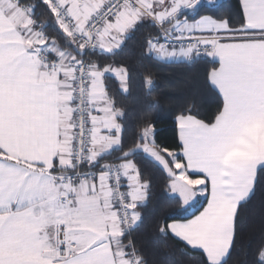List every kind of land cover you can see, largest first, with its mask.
<instances>
[{"label":"snow or ice","instance_id":"obj_1","mask_svg":"<svg viewBox=\"0 0 264 264\" xmlns=\"http://www.w3.org/2000/svg\"><path fill=\"white\" fill-rule=\"evenodd\" d=\"M144 61L202 66L170 142ZM158 179L154 232L188 264H264V0H0V264H151L136 234Z\"/></svg>","mask_w":264,"mask_h":264},{"label":"trees","instance_id":"obj_2","mask_svg":"<svg viewBox=\"0 0 264 264\" xmlns=\"http://www.w3.org/2000/svg\"><path fill=\"white\" fill-rule=\"evenodd\" d=\"M224 2L227 3L228 0H224ZM142 31L146 32L147 29ZM141 42V35L137 34L127 43L122 56L126 63L136 65L141 61ZM144 64L152 72L157 85H159L153 93L160 98L159 107L151 112V119L156 121L157 138L161 142H170L174 134L172 121L176 104V101L171 98L183 95L185 91L183 85L198 78L202 66L188 68L178 63L163 64L149 63L148 61H144ZM124 105L129 117L128 124L130 128L134 127L143 118L146 111L145 99L139 88L134 89L124 100ZM204 110L209 113L215 110V105L210 99L204 101ZM261 207L262 200L258 194L256 200L246 210L248 228L244 237L245 247L259 235ZM170 210L163 192V181L158 179L153 189L152 201L145 210L144 226L136 234V239L143 247L151 264H182V262L188 264V258L180 256L171 241L158 239L154 232L153 221Z\"/></svg>","mask_w":264,"mask_h":264}]
</instances>
